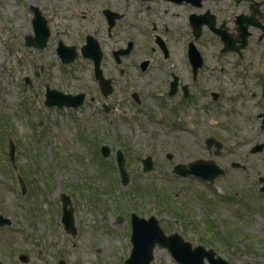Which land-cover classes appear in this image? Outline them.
I'll use <instances>...</instances> for the list:
<instances>
[{"label":"rangeland","instance_id":"obj_1","mask_svg":"<svg viewBox=\"0 0 264 264\" xmlns=\"http://www.w3.org/2000/svg\"><path fill=\"white\" fill-rule=\"evenodd\" d=\"M121 4L126 6L125 17L117 21L112 39L102 10L118 9L117 0H0V213L12 221L0 226V264H59L60 259L68 264H125L131 254L128 232L134 211L143 217L157 216L167 233L178 232L194 245L212 247L233 264H264V195L258 185L264 177V154H251L255 142L264 141L258 117L264 114V55L259 45L252 38L245 58L237 59L231 52H220L223 43L210 30L198 40L207 62L200 77L203 89L196 91L183 110L188 115L191 108L189 116L200 127L203 142L204 137L225 140L224 149L232 152L225 154L226 158L218 157L230 167L232 179L219 180L215 189H209L173 173L177 163L209 159L210 151L200 149L189 132L175 125L165 129L129 122L133 120L128 117L101 123L90 113L100 107V101L96 102L100 89L90 60L79 53L69 67L56 61L60 39L76 45L80 52L87 35L92 34L99 39L105 73L115 79L120 99H125L128 89L131 94L141 93L150 105L154 92L148 90L161 89L152 75L169 78L177 73L187 83L192 77L185 54V47L194 39L190 31H155L153 22L160 27L159 15L151 18L144 5L139 3L136 8L130 0H121ZM34 5H40L52 30L42 49L37 43L26 44L30 35L35 38ZM179 10H170L168 24L181 21L173 13ZM158 35L171 45L167 59L160 49L155 53L150 50L152 45L158 47ZM130 42L134 50L117 65L113 50ZM255 48L259 53H253ZM148 57L153 62L143 73L139 64ZM121 68H127L123 77ZM47 85L65 93L85 91L88 100L93 96L95 102L81 110L49 108L45 105ZM239 91L234 102L232 95ZM212 92L222 97L212 100ZM210 101L214 110L207 113L205 104ZM198 109L201 119H195ZM161 128L164 130H157ZM9 138L16 144V167L28 171L23 175L27 194L9 158ZM248 140L254 142L246 144ZM102 145L111 149L108 157L102 155ZM191 146L197 149L195 155L184 151ZM120 150L130 157L126 185H122L116 166ZM148 156L153 157L155 166L145 173L143 160ZM233 162L241 171L234 176ZM241 168H246V173ZM244 174L250 179L245 180ZM67 194L74 207L76 236L65 229L62 220L61 198ZM21 254L28 256L27 262L20 260ZM152 264L180 263L167 248L157 247Z\"/></svg>","mask_w":264,"mask_h":264},{"label":"flooded vegetation","instance_id":"obj_2","mask_svg":"<svg viewBox=\"0 0 264 264\" xmlns=\"http://www.w3.org/2000/svg\"><path fill=\"white\" fill-rule=\"evenodd\" d=\"M132 2V5L137 8L138 4L144 5L145 9L144 11L148 13V16L151 18L155 15L160 16V27L159 24L156 22H153L154 30L161 31V28H163L166 32H169L172 28H179L183 30L190 31V34L192 37H194V32L197 31V34L201 36V34L207 30H210L213 32L216 36V38H219L222 41V38L219 36V34H224L230 39V47L231 54L234 55L237 59H244L246 56L247 50L251 46V40L252 38L255 39L257 44L260 47V54L264 55V0H130ZM123 2V1H122ZM117 3L120 5L118 6V9H114L115 11L119 12L123 15V9H125V5L121 4V0H117ZM172 8H180L179 12L173 11L175 15H178L180 17L181 21L178 23H169V16L170 10ZM125 16H122L121 19L123 20ZM159 19V17H157ZM112 30V32L109 33L108 30V36L109 38H113L115 34V29ZM129 28L131 26L129 25ZM185 33V32H182ZM160 36V35H158ZM199 36V38H200ZM161 37V36H160ZM162 38V37H161ZM156 38V43L158 44V47L156 48L154 45H152L151 50L155 53L158 51V49L161 50V52L164 54V59H167L170 57V51H171V45L167 41V39H161ZM183 38L184 35H183ZM195 38V37H194ZM196 40V44L199 48L198 40ZM193 39V38H192ZM190 39V41L192 40ZM246 41V42H245ZM245 42V43H244ZM187 42L183 41V45H186ZM169 48V52L167 48ZM254 48V47H253ZM200 49V48H199ZM222 49V48H221ZM254 52L259 53V49L255 48L253 49ZM200 51L205 52L200 49ZM172 52V51H171ZM221 53L223 54L224 51L222 49ZM167 55V56H166ZM147 59L150 60V63L147 62L146 65H143L142 68L144 70H148L151 67V64L153 62V59L148 57ZM203 63L200 65V67L197 69L196 75L192 73L191 79L189 78L188 82H183L182 76H180L177 73H172L169 78H161L156 77L155 75L152 77L157 80V84L161 85V89L150 88L148 90L149 94L152 96L153 102H151L150 105H148V100H145L143 96H141V99H137L138 96L132 95L129 90L127 89L126 96L127 101L126 104H129V106H132L131 108H139L141 107L145 108L143 112L150 113V121L154 118V111L155 109L160 110L161 119L160 121L163 122V124L170 125L172 123L176 122H184L185 124H188L189 130L191 131V127H194V131L190 132V135L195 139L201 138L200 134V127H198L197 122L191 119V116H189V113L191 111V108L189 109L188 115L185 114L184 108H186L189 104V101L194 100L193 95H197L196 91L202 92L203 84L200 83V77L203 70L206 69V59L205 55L203 54ZM180 65L182 63L180 62ZM134 68H137V66L134 64ZM117 69V67H115ZM126 69H122V73L126 74ZM143 71V70H142ZM214 70H212V73ZM151 73H147L149 75ZM178 75V78H177ZM151 77V78H152ZM247 87V86H246ZM198 89V90H197ZM156 92V93H155ZM241 94V91L233 94V100L234 102L239 99V95ZM251 95L252 97L255 95ZM212 100H218L219 97H222L221 93L212 92L211 93ZM261 96H264V89L261 91ZM197 96H195L196 98ZM256 97V96H255ZM259 98V97H258ZM87 100V99H86ZM139 101L137 104L134 102ZM90 102L94 103L95 99L94 97L90 98ZM211 102V101H210ZM233 102V101H232ZM261 102V100H260ZM258 102V105L260 104ZM207 109V113L209 111L214 110V104L213 101L210 104H205ZM85 106V105H84ZM212 106L211 109L209 107ZM217 108H215L216 111ZM153 111V112H152ZM202 111L199 109L196 110L197 117L195 119H201L202 118ZM204 113V112H203ZM180 116V117H179ZM212 116V115H211ZM258 117L261 119L262 125L261 128L264 130V114L261 113L258 115ZM216 122V121H215ZM214 125V124H213ZM212 126V125H211ZM193 132V133H192ZM209 138V137H206ZM205 139V137H204ZM218 139V138H216ZM216 139H211L209 141H205V144L208 146V144H211V146L208 148L209 158L212 159L218 156H221L226 153V156L232 155V152H229L227 149L223 148V153L220 155H217V142ZM223 143L225 140H222ZM254 141H247L246 144H252ZM261 141H256L255 145ZM184 151L187 154H196L197 149L193 146L191 147H185ZM251 154L255 156H261V154H264V151L260 153H254L251 152ZM196 158V157H195ZM226 158V157H223ZM219 162V161H218ZM220 163V162H219ZM221 166L225 168V172L223 175L216 178V182L219 180L223 181H230L232 179V173L230 170V167L227 168L222 163H220ZM232 166V163L230 164ZM233 167V166H232ZM235 168V171L233 173V176L237 174L240 171V168ZM243 172H245L243 168H241ZM246 173V172H245ZM245 180H249V174H244ZM259 186L261 187V181L259 179ZM230 193V191H229ZM264 194V193H261ZM236 196V195H235ZM229 199L228 196H226V201Z\"/></svg>","mask_w":264,"mask_h":264},{"label":"water","instance_id":"obj_3","mask_svg":"<svg viewBox=\"0 0 264 264\" xmlns=\"http://www.w3.org/2000/svg\"><path fill=\"white\" fill-rule=\"evenodd\" d=\"M35 12H36V16H37L36 17L37 20H35V22L38 25L45 24V20L41 17V15L37 9L35 10ZM37 32L39 34H44V37H45L47 30L45 32V30L43 28H39V29H37ZM225 40L228 41L227 38H225ZM93 43H94L93 45L95 47V52L98 54V58L100 59L101 53H100L99 46L95 40H93ZM73 50L75 52V48L67 49L64 52L63 58L66 62L74 60L76 55L73 53ZM89 50H91V49H89L88 46H85L84 47V54L89 55L87 52ZM90 53H92V52H90ZM196 55L197 56H196L195 62L198 64L201 62V58L197 54V52H196ZM55 98H58L61 101L59 104L60 106H62L64 103L70 104V101H69L70 97H65L62 94L57 93L55 91H52L48 94L47 104L54 105L55 104L54 103ZM104 150L107 151V148L104 147ZM14 152H15V147L12 143V155H14ZM121 163H122V168H123V162H121ZM197 164H204V163H203V161H200V162H194V163L190 164L191 170L187 173H183L181 171L182 168H185L184 166L183 167L179 166L177 168V170L179 171V173H181L183 175L197 173L198 175H203L205 177H208V175L215 177V175L214 176L212 175V170H214V168H215L213 166V164H210L208 166L207 171H208V173H210L208 175L202 174V171L205 170V168L202 167L200 170V168L198 166H196ZM207 164H209V163H207ZM151 168H152V161H151V159H149L146 161V170H149ZM124 178L127 181V175L126 174H124ZM63 203H64V216H63L64 223L67 225L68 230H71L73 233H76V229L74 227L73 209L68 208L69 204L71 203L69 197H67V196L63 197ZM6 223L10 224L11 220L0 215V225H4ZM133 226H134L133 239L135 241L136 248L138 249V251L133 253L132 257L129 260H127L126 264H150V262L153 259V247L157 242L162 244V245H165L171 251H176L177 253H179L182 248H189V252L183 254L182 258H180L179 255L175 254V257L179 260L182 259L184 264H202L203 260L206 256H209L211 259L215 260V263H217V264H228L223 259H220V258L216 259L214 257L215 254L212 250L206 251L203 247H197L195 250H191L190 243L184 241L183 238L180 237L179 235H173V236L167 237L165 235L164 231L159 226V222L155 217H152L151 220H149V221H146L145 219H141L139 217H135L133 219ZM61 264H65V262L62 261Z\"/></svg>","mask_w":264,"mask_h":264}]
</instances>
